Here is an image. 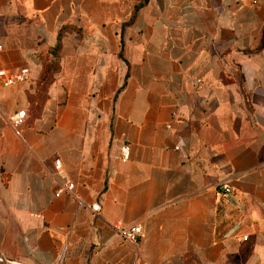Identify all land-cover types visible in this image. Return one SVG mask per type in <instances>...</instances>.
I'll list each match as a JSON object with an SVG mask.
<instances>
[{
  "label": "crops",
  "instance_id": "crops-1",
  "mask_svg": "<svg viewBox=\"0 0 264 264\" xmlns=\"http://www.w3.org/2000/svg\"><path fill=\"white\" fill-rule=\"evenodd\" d=\"M21 67L0 264H264V0H0V68Z\"/></svg>",
  "mask_w": 264,
  "mask_h": 264
},
{
  "label": "built area",
  "instance_id": "built-area-1",
  "mask_svg": "<svg viewBox=\"0 0 264 264\" xmlns=\"http://www.w3.org/2000/svg\"><path fill=\"white\" fill-rule=\"evenodd\" d=\"M26 72H27L26 67H21L17 71H14V72H7L5 69L0 68V84L7 85V84L12 83L15 80H20L23 78V76L25 75ZM194 80H195V82H198L200 79L195 78ZM23 119H24V109H18L17 111L13 112L9 116V122L14 128H17L23 122ZM120 152H121L122 158L127 157V153H128V144L127 143H123L120 146ZM59 167H60L59 159H54V168L57 169ZM221 186H222V189L224 191H229L228 185L223 183V184H221ZM72 188H73V182L68 181V182L62 184L61 186H59L54 191V195L57 196L63 191L68 192V193H72L71 192ZM78 202L80 204H84L83 201H81L79 199H78ZM89 207L92 210H96L98 208V204H97V202L92 201L89 203ZM114 227H115L117 234L120 236V238L125 240V241H134L142 235V228L138 222L130 223L128 225H122V224L118 223V224H115Z\"/></svg>",
  "mask_w": 264,
  "mask_h": 264
},
{
  "label": "trees",
  "instance_id": "trees-1",
  "mask_svg": "<svg viewBox=\"0 0 264 264\" xmlns=\"http://www.w3.org/2000/svg\"><path fill=\"white\" fill-rule=\"evenodd\" d=\"M59 35L60 33L58 32L57 35H56V38H59ZM58 47V43L56 41V43L51 47L52 49V53L54 54L55 50L57 49ZM56 61L53 59L51 61H47L45 58L43 60V67H42V71H41V74H40V79L41 80H47L49 77H50V69H52V67H54Z\"/></svg>",
  "mask_w": 264,
  "mask_h": 264
}]
</instances>
